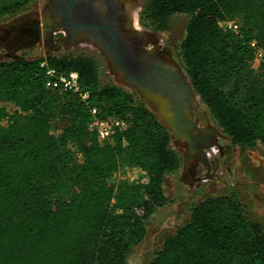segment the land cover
<instances>
[{
  "label": "trees",
  "instance_id": "16d2710c",
  "mask_svg": "<svg viewBox=\"0 0 264 264\" xmlns=\"http://www.w3.org/2000/svg\"><path fill=\"white\" fill-rule=\"evenodd\" d=\"M30 0L0 2V17ZM188 14L182 60L195 92L234 144L264 145V62L253 68L250 40L264 47V0H148L157 28ZM237 20L238 33L220 27ZM79 73L86 100L45 86L43 58L0 62V264H125L167 204L164 184L181 166L171 133L136 89L100 85L90 56L45 57ZM128 127L101 142L92 109ZM138 168L145 180L118 179ZM150 264H264V229L231 197L197 204Z\"/></svg>",
  "mask_w": 264,
  "mask_h": 264
},
{
  "label": "rangeland",
  "instance_id": "374dc122",
  "mask_svg": "<svg viewBox=\"0 0 264 264\" xmlns=\"http://www.w3.org/2000/svg\"><path fill=\"white\" fill-rule=\"evenodd\" d=\"M147 1L135 0L138 7L134 5L131 8L134 18L129 19L131 26L134 27L135 23L144 32L147 30L143 28L154 32L155 37L149 45L159 42L156 51L159 57L177 66L190 81L181 51L190 15H175L170 18L167 27L157 28L150 20L141 17ZM0 2L2 5L9 4V0ZM50 4L51 0H30L20 11L0 17V62L21 58L38 59L50 55L90 56L99 62L100 85L131 89L111 73L108 60L95 45L81 42L69 48L57 47L56 40L61 37L60 34L55 33L49 41L44 37L43 13ZM139 96L142 99L140 93ZM142 101L159 119L153 107ZM200 101V110L207 113L210 126L223 133L216 142L220 148L216 164L195 166V155L192 163H188V149L171 137L170 146L179 153L182 162L177 172L166 177L164 192L168 202L148 220L145 237L129 252L125 264H150L166 239L175 235L189 221L193 208L210 197L225 196L238 200L247 219L264 229V145L258 143L254 147H243L234 144L201 98ZM3 105L11 108V104L0 101V106ZM120 176L136 180L141 177V171L131 168L118 173L117 178Z\"/></svg>",
  "mask_w": 264,
  "mask_h": 264
},
{
  "label": "water",
  "instance_id": "95a60500",
  "mask_svg": "<svg viewBox=\"0 0 264 264\" xmlns=\"http://www.w3.org/2000/svg\"><path fill=\"white\" fill-rule=\"evenodd\" d=\"M116 4L119 8L115 10L121 13L117 18L107 14ZM134 5L138 7L135 0H51L43 13L44 37L49 41L55 33L63 32L56 40L57 47L83 42L99 48L111 73L153 107L171 137L186 146L188 163H192L193 155L197 151L203 154L221 133L200 110L201 97L183 72L156 55L160 43L149 45L154 32L143 28L144 32L135 23L131 26ZM199 120L203 126L198 125Z\"/></svg>",
  "mask_w": 264,
  "mask_h": 264
},
{
  "label": "built area",
  "instance_id": "2783aa9c",
  "mask_svg": "<svg viewBox=\"0 0 264 264\" xmlns=\"http://www.w3.org/2000/svg\"><path fill=\"white\" fill-rule=\"evenodd\" d=\"M220 27L224 30H231L238 33L240 30V23L237 20H223L220 22ZM248 46L253 50V68L257 69L264 62V47L253 39L247 42ZM40 66L44 71L45 86L48 89L56 90L59 92H71L79 95L82 100H86L89 97L87 91H83L79 73L76 71L64 72L57 67L51 65L46 58H43L40 62ZM133 88V87H132ZM93 120L91 127L95 130L98 139L101 142H112L115 136L127 129L128 122L125 119L119 117H106L102 118L97 115V109H92ZM141 171V177L136 180H145L146 174ZM130 180V179H128ZM130 181H135L130 180Z\"/></svg>",
  "mask_w": 264,
  "mask_h": 264
},
{
  "label": "flooded vegetation",
  "instance_id": "af4514ba",
  "mask_svg": "<svg viewBox=\"0 0 264 264\" xmlns=\"http://www.w3.org/2000/svg\"><path fill=\"white\" fill-rule=\"evenodd\" d=\"M119 5L116 4L113 8H108V15H113L116 18L118 17V15H120V10L116 11L115 9H118ZM57 34H60L61 36L63 35V32H57ZM157 56H160V54L156 53ZM198 125L199 126H203V123L199 120L198 121ZM221 133V132H220ZM223 134V133H221ZM220 135L216 136L215 138H213L211 140V146H209L208 148H204L203 149V154L200 153V151H197L195 153V166H199V165H203V164H216L218 155L220 154V148L216 146V142L218 139H220ZM210 153V154H209Z\"/></svg>",
  "mask_w": 264,
  "mask_h": 264
},
{
  "label": "bare ground",
  "instance_id": "6f19581e",
  "mask_svg": "<svg viewBox=\"0 0 264 264\" xmlns=\"http://www.w3.org/2000/svg\"><path fill=\"white\" fill-rule=\"evenodd\" d=\"M137 12V11H136ZM136 12H134V14L136 15ZM47 16V15H46ZM210 154V153H209Z\"/></svg>",
  "mask_w": 264,
  "mask_h": 264
}]
</instances>
